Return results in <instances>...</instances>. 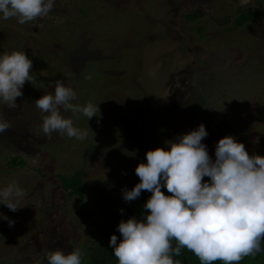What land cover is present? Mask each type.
Segmentation results:
<instances>
[{"label":"rangeland","instance_id":"obj_1","mask_svg":"<svg viewBox=\"0 0 264 264\" xmlns=\"http://www.w3.org/2000/svg\"><path fill=\"white\" fill-rule=\"evenodd\" d=\"M54 0L47 17L21 25L0 19V55L32 60L15 109L0 104L12 127L0 134V190L25 192L15 212L0 204V264H47L49 251L84 254L119 208L146 152L168 149L203 124L215 160L217 142L233 136L249 155L264 156V0ZM238 7L258 16L238 29L220 24ZM200 10L191 21L186 14ZM199 28L201 31H199ZM91 75V79L85 77ZM62 81L73 103L99 107L83 141L41 130L35 101ZM27 165L9 166L8 157ZM84 171V199L65 192L58 174ZM210 182V179H209ZM116 203V204H115ZM83 264L87 259L83 257Z\"/></svg>","mask_w":264,"mask_h":264},{"label":"clouds","instance_id":"obj_2","mask_svg":"<svg viewBox=\"0 0 264 264\" xmlns=\"http://www.w3.org/2000/svg\"><path fill=\"white\" fill-rule=\"evenodd\" d=\"M54 0H0V19L15 18L24 25L47 17ZM33 63L24 51L0 55V104L10 109L18 107L26 82L33 84ZM91 79V75L85 77ZM76 92L57 80L54 94H45L34 103L42 113L41 130L51 138L59 133L83 141L87 129L74 126L83 114L88 120L98 116L99 107L73 103ZM12 127L0 119V134ZM208 136L203 124L166 142L169 147L146 152L147 163H139V177L131 190H123L125 202L140 197L142 191L151 196L144 204L145 219L121 220L117 226L122 239L111 235L109 246L118 264H180L173 257L182 249L194 253L201 264L222 261L239 264L245 257L264 252V156L249 155L245 145L233 136L221 138L215 147V160L202 141ZM210 178V182L204 178ZM166 188L171 195L161 190ZM25 192L17 184L0 190V204L15 212ZM123 210L121 209V212ZM0 219L8 220L0 215ZM9 226L14 221L8 220ZM176 246L173 247L172 241ZM84 252L76 248L69 253L49 251L47 264H83Z\"/></svg>","mask_w":264,"mask_h":264},{"label":"trees","instance_id":"obj_3","mask_svg":"<svg viewBox=\"0 0 264 264\" xmlns=\"http://www.w3.org/2000/svg\"><path fill=\"white\" fill-rule=\"evenodd\" d=\"M263 0H259L257 4L262 3ZM260 15L264 17V9L259 8ZM202 12L200 10L186 14V17L195 21L200 18ZM258 13L256 8H242L238 7L236 13L233 16H227L220 24H227L229 29H238L245 24L252 22L256 19ZM199 31L200 28H199ZM9 166L12 168L22 167L27 165L26 157L16 155L14 157H8L7 160ZM84 171L78 170L72 175L58 174L57 179L60 182L61 188L67 192L70 196H74L79 199L82 205L81 212L84 214L83 199H84V184H83ZM208 177L204 180L209 182ZM137 183H139V177L135 176L129 183L126 184L125 189L131 190ZM165 195H171L167 192L166 188L161 189ZM151 196L148 191H142L139 198L125 202L122 198V202L119 208L114 210V214L109 218L106 227L100 233V237H94L92 248L85 251L84 257L87 259V264H118L117 258L113 254V249L109 246V240L111 235H116L118 242L122 239L117 226L121 220L126 221L129 218L135 217L137 220L145 219L147 212L144 209V204ZM116 204V203H115ZM121 209L123 210L121 212ZM176 241H172L173 247L176 246ZM175 260H179L180 264H201V261L191 251L182 249L180 256L173 257ZM212 264H223L222 261H214ZM239 264H264V252L257 253L254 257H245L239 262Z\"/></svg>","mask_w":264,"mask_h":264}]
</instances>
